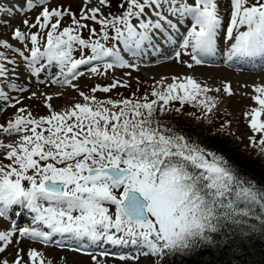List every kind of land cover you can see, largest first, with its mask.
<instances>
[{
    "label": "snow or ice",
    "instance_id": "6c2138e0",
    "mask_svg": "<svg viewBox=\"0 0 264 264\" xmlns=\"http://www.w3.org/2000/svg\"><path fill=\"white\" fill-rule=\"evenodd\" d=\"M49 3H0V219L10 221L0 224V264H45L37 244L83 257L72 264H102L108 257L164 264L215 246L217 234L227 243L264 231V178L161 119L178 101L176 114L190 105L202 112L197 120L211 123L220 101L210 93L232 96L230 84L212 87L174 75L156 81L151 99L117 101L98 100L79 83L82 68L97 76L122 69L130 80V70L168 51L192 69L221 55L222 41L231 42L223 51L226 65L259 59L264 71V0H82L79 16ZM37 9L34 22L23 19V29L12 23ZM32 78L82 99L60 111L53 95L42 94L49 114L36 118L18 107ZM90 87L93 94L109 93L131 84L114 79ZM252 93L258 107L245 113L247 138L264 156V83L254 84ZM36 96L33 91L28 99ZM61 97L67 104L64 93L55 98ZM8 108L16 110L11 119L3 117ZM25 213L32 214L31 224L21 227L12 217Z\"/></svg>",
    "mask_w": 264,
    "mask_h": 264
},
{
    "label": "rangeland",
    "instance_id": "374dc122",
    "mask_svg": "<svg viewBox=\"0 0 264 264\" xmlns=\"http://www.w3.org/2000/svg\"><path fill=\"white\" fill-rule=\"evenodd\" d=\"M3 0H0V3ZM6 2V0H4ZM189 2H192V0H189ZM49 7L56 8L60 7L61 9H68L72 13L77 14L79 16L80 10L82 8V0H50ZM108 10L105 9V12ZM115 5H113V12H115ZM39 9L32 11L30 13H27L25 16L17 15L13 20L12 23L23 29L25 26L23 25V19L27 18L30 21H35L36 16L38 15ZM70 22V21H68ZM89 25L91 27H95L97 31L100 30V26L94 24L91 21H88ZM187 24V23H186ZM185 24V26H186ZM32 32H36L37 29H31ZM7 35L11 37L12 33L10 31L7 32ZM83 37L87 39L89 37V33L85 30L83 31ZM95 38V37H93ZM164 54H167L165 52ZM170 56V59H169ZM165 60H160L158 63L152 64L153 66H162L170 60H172L173 55H169ZM160 57V56H159ZM76 58H79V53L76 54ZM174 60V59H173ZM153 61H157L153 60ZM147 63H141L140 69L137 70H130L132 71V77L129 80V78L124 75V72L126 70L120 69L115 73V76L109 75V76H90V77H82L79 79V83L83 86V90L88 95H95V97L98 100H106V99H112V100H122L125 98L135 99L138 97H142L144 95H148L151 99L150 93L153 88V86H156V81L159 80L161 77H168L169 82L171 80V77L174 75H170L167 72H164L165 70L157 69L158 67H151L152 65ZM146 65V66H145ZM148 66V67H147ZM176 69H180L178 74L175 76H184V75H192L195 78H197L201 82H206L210 84L212 87H221L222 88V81L225 83L230 84L237 83L235 85L230 84L233 95L228 96L227 94L223 93L221 91L220 93H210L211 95L216 96V98L220 101L218 104V107L213 110V112L210 114L211 123H208L205 119L197 120L196 116H202V112L197 109L193 108L190 105H185L182 109V112L187 114L192 121H197L198 123H204L206 122V127L209 130L212 131H218L226 135L236 136L238 139L247 146H250V142L248 140V136L252 135L251 130L248 126V121L250 117L246 118L245 113H248L251 111L253 107H258L255 102L251 99L252 96V86L254 84H258L257 81L264 83V72H250V71H238L235 69H229V68H223L222 66L217 67L218 69H212L209 67H201L203 69L197 70L196 67H193L192 69H188L186 66H181L178 63H175ZM186 68V69H182ZM200 68V67H199ZM213 72H218V74H221L224 77H219L214 74ZM233 77V80L236 82H233V80L229 79ZM36 79L38 78H32L28 83V91H25L24 93L20 94V98L22 100V104L18 107H24L29 112L33 114L34 117L39 118L40 116L48 115V109L45 106V100L44 95H53L54 100L52 103L58 108V110L63 111L65 107H69L71 103L76 102L77 100H80L82 98L78 97L77 94H75L72 90L68 89L67 87L61 88L59 85H52L50 82H46L45 84L41 85L39 84ZM47 81V78H44ZM119 79L127 81L131 84V88H116L112 90L109 93H101L96 92L93 94L91 92V87L93 85H100V86H107L109 85L112 80ZM226 79V80H223ZM21 80H23V75L21 76ZM139 80V83L136 81ZM67 89V90H66ZM70 90V91H69ZM35 91L37 92V96L33 99H28V97L31 96V93ZM60 93H64L65 97L67 98L68 103H65V100L63 97L61 98H55L59 97ZM173 111L175 108L180 107V104L178 101L172 102L170 106ZM15 109L8 108L4 113L3 117L11 119L14 116ZM181 112V113H182ZM189 113H194L195 116L189 115ZM264 118V117H262ZM2 122V121H0ZM251 147V146H250ZM6 162V161H5ZM31 222L32 214L31 213H25L24 219L19 222V226H30V224H25L26 220ZM6 227L5 225H3ZM36 249L43 253L44 255V261L45 264H66L67 261L56 259L53 253H50L49 250L51 249L55 253H61L64 252V250H60L58 248H52L54 246H48L45 247L43 245H35ZM42 248H45L43 250ZM58 250V251H57ZM67 251H65L66 253ZM131 254H133L132 250L130 249ZM75 254V260L81 259L83 257L80 256V254ZM54 256V257H53ZM112 257L108 258H100L102 259V264H145V259L141 258L138 261H121L119 259H115ZM110 259V260H109ZM74 259L67 262V264H72ZM119 261V262H118Z\"/></svg>",
    "mask_w": 264,
    "mask_h": 264
},
{
    "label": "trees",
    "instance_id": "16d2710c",
    "mask_svg": "<svg viewBox=\"0 0 264 264\" xmlns=\"http://www.w3.org/2000/svg\"><path fill=\"white\" fill-rule=\"evenodd\" d=\"M161 119L187 133L196 143L215 148L230 160L240 162L244 170L257 180L264 178V156L244 145L238 137L209 130L206 122H194L183 112L176 114L172 111ZM249 223L260 227L258 221L250 220ZM214 239L217 241L215 246H204L193 255L183 258H166L164 264H264V231L253 232L244 238L234 235L227 243L223 242L219 234ZM236 248L240 251H234Z\"/></svg>",
    "mask_w": 264,
    "mask_h": 264
},
{
    "label": "bare ground",
    "instance_id": "6f19581e",
    "mask_svg": "<svg viewBox=\"0 0 264 264\" xmlns=\"http://www.w3.org/2000/svg\"><path fill=\"white\" fill-rule=\"evenodd\" d=\"M11 2H13V3H15L16 2V0H11ZM182 26V25H181ZM180 26V27H181ZM190 27V23L187 25V26H185V27H181V32H184L187 28H189ZM183 28H185V30H183ZM183 30V31H182ZM220 43V44H219ZM218 44H219V48H220V46L223 44V43H227V44H229V42H226V41H222V42H219ZM226 50V49H225ZM159 56H154V57H152L154 60H156L157 58H158ZM184 59H187V57H184ZM255 62V61H254ZM253 62V63H254ZM175 63H177L175 60H171L170 62H168V63H166V64H164V65H160L159 67L158 66H151V67H158L157 69H160V70H165L164 72H167V73H169L170 75H176V74H178V73H180L179 72V70L180 69H176V67H175ZM143 64V63H142ZM146 66V65H145ZM182 66V65H181ZM148 67V66H147ZM194 67H196V66H194ZM182 69H186V68H182ZM196 69L197 70H199V69H203V68H199V67H196ZM214 74H216L217 76H218V78L219 77H224V76H222L221 74H218V72H213ZM229 79H231V80H233V77H231V78H229ZM223 80H226V79H223ZM233 82H236V81H234L233 80ZM257 83L259 84V83H261V82H259V81H257ZM230 84H233V85H235V84H237V83H232V82H230ZM67 90V89H66ZM70 91V90H69ZM18 220H19V218H17ZM0 224H3V225H5L6 227H9V224H7V223H4V221L2 220V219H0ZM57 238H59V237H57ZM52 247V246H51ZM104 247H106V248H108L111 252H114V253H117L118 252V254L119 253H123V254H127V255H131V252H130V249H123V250H119V248H114V247H112L111 245H105ZM52 248H55V246L54 247H52ZM43 250H45V248H42ZM47 251L49 250V252L50 253H53L52 255H54L55 256V258L56 259H59L60 257H66V261L67 262H69L70 260H72V259H74L75 260V254L73 255V253L72 252H69V251H67V250H64V252H61V253H55L54 251H52L51 249H46ZM58 251V250H57ZM65 251H67L66 253H65ZM53 256V257H54ZM106 259V258H105ZM112 259V258H111ZM62 260V259H61ZM64 260V259H63ZM110 260V259H109ZM119 262V261H118ZM117 263V262H116ZM115 263V264H116Z\"/></svg>",
    "mask_w": 264,
    "mask_h": 264
}]
</instances>
